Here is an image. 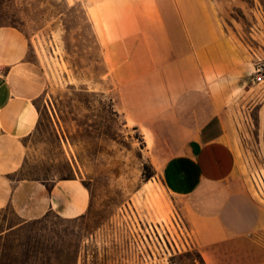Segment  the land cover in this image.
<instances>
[{
	"label": "rangeland",
	"instance_id": "1",
	"mask_svg": "<svg viewBox=\"0 0 264 264\" xmlns=\"http://www.w3.org/2000/svg\"><path fill=\"white\" fill-rule=\"evenodd\" d=\"M100 2L0 0V27H16L27 36L35 53L30 58L46 81L37 101L40 125L27 141L20 177L75 178L91 197L81 218L50 213L43 223L20 228L6 239L13 253L39 240L52 264H264V232L197 245L185 201L172 196L160 177L163 163L183 148L184 131L173 117L139 109L145 103L141 89L121 92L108 41L100 36L105 32L95 31V21L99 28L109 21ZM207 2L215 23L244 51L245 62L229 81L227 119L243 183L264 207V85L254 74L264 59V0ZM130 105L139 108L125 112ZM143 119L154 126H136ZM7 221L16 222L13 213H0V231ZM3 244L0 239V254Z\"/></svg>",
	"mask_w": 264,
	"mask_h": 264
},
{
	"label": "crops",
	"instance_id": "2",
	"mask_svg": "<svg viewBox=\"0 0 264 264\" xmlns=\"http://www.w3.org/2000/svg\"><path fill=\"white\" fill-rule=\"evenodd\" d=\"M100 1L109 21L104 28L95 21V31L105 32L100 36L108 41L121 92L141 89L145 103L137 108L166 120L173 117L184 131L183 148L163 163L160 177L172 196L185 201L197 245L264 232V207L243 183L227 119L229 81L237 76L239 62H245L244 51L215 23L207 0ZM31 54V42L21 30L0 27V213L10 211L16 218L12 225L6 222L0 237L50 213L81 218L91 205L89 191L77 179L20 177L27 141L40 125L37 101L46 87ZM137 108L130 105L125 112ZM136 126L154 124L143 119Z\"/></svg>",
	"mask_w": 264,
	"mask_h": 264
},
{
	"label": "trees",
	"instance_id": "3",
	"mask_svg": "<svg viewBox=\"0 0 264 264\" xmlns=\"http://www.w3.org/2000/svg\"><path fill=\"white\" fill-rule=\"evenodd\" d=\"M73 179L75 178L64 179V180H73ZM47 217L48 216H46L42 220L37 221L35 225L43 223L44 221H46ZM16 232L7 234L5 237H0V239L4 242V244L1 247L2 252L0 254V260H1L0 264H52V260L47 254V249L39 240H35L33 245H31L28 248V250L23 251L21 254L16 255L15 253H13L14 252L13 245L6 239L12 236ZM19 247L22 249L24 246L20 244ZM60 255L63 256L64 254L61 253ZM57 264H67V263L59 261V263Z\"/></svg>",
	"mask_w": 264,
	"mask_h": 264
},
{
	"label": "built area",
	"instance_id": "4",
	"mask_svg": "<svg viewBox=\"0 0 264 264\" xmlns=\"http://www.w3.org/2000/svg\"><path fill=\"white\" fill-rule=\"evenodd\" d=\"M255 81L264 85V59H258L254 66Z\"/></svg>",
	"mask_w": 264,
	"mask_h": 264
}]
</instances>
